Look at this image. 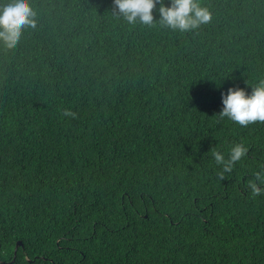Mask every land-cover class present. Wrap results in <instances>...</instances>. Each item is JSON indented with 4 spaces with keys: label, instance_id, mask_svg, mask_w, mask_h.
I'll list each match as a JSON object with an SVG mask.
<instances>
[{
    "label": "trees",
    "instance_id": "16d2710c",
    "mask_svg": "<svg viewBox=\"0 0 264 264\" xmlns=\"http://www.w3.org/2000/svg\"><path fill=\"white\" fill-rule=\"evenodd\" d=\"M196 2L212 20L181 32L28 0L36 29L0 41V264H264V123L218 117L264 80V0Z\"/></svg>",
    "mask_w": 264,
    "mask_h": 264
},
{
    "label": "clouds",
    "instance_id": "9594fccd",
    "mask_svg": "<svg viewBox=\"0 0 264 264\" xmlns=\"http://www.w3.org/2000/svg\"><path fill=\"white\" fill-rule=\"evenodd\" d=\"M112 11L129 24L140 23L149 27L159 24L162 28L181 32L195 31L212 20L210 10L200 6L196 0H169L168 6L164 0H113ZM157 11L159 19L155 15ZM36 16L28 0H16L0 10V41L6 50L11 51L18 46L26 26L36 29ZM221 100L223 107L218 114L221 120L227 118L241 127L264 123V80L252 87L250 93L239 87L229 88L226 93H221ZM62 116L78 118V114L69 108L62 110ZM248 153L249 148L244 143L234 144L227 158L213 148L211 155L221 169L217 173L218 178L225 180V174H231L234 166ZM253 177L248 180L247 188L253 197H257L264 194V171L254 173Z\"/></svg>",
    "mask_w": 264,
    "mask_h": 264
},
{
    "label": "water",
    "instance_id": "95a60500",
    "mask_svg": "<svg viewBox=\"0 0 264 264\" xmlns=\"http://www.w3.org/2000/svg\"><path fill=\"white\" fill-rule=\"evenodd\" d=\"M16 252V249H15V251H14V253Z\"/></svg>",
    "mask_w": 264,
    "mask_h": 264
}]
</instances>
